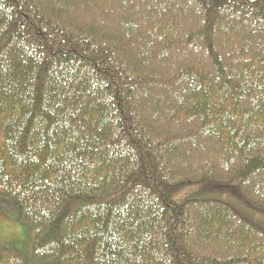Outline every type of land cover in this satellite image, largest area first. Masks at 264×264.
<instances>
[{
	"label": "trees",
	"instance_id": "16d2710c",
	"mask_svg": "<svg viewBox=\"0 0 264 264\" xmlns=\"http://www.w3.org/2000/svg\"><path fill=\"white\" fill-rule=\"evenodd\" d=\"M236 177L263 211L264 0H0V203L25 264H264L232 208L173 200Z\"/></svg>",
	"mask_w": 264,
	"mask_h": 264
},
{
	"label": "rangeland",
	"instance_id": "374dc122",
	"mask_svg": "<svg viewBox=\"0 0 264 264\" xmlns=\"http://www.w3.org/2000/svg\"><path fill=\"white\" fill-rule=\"evenodd\" d=\"M240 177L228 182H206L181 188L173 195L177 204L189 200H217L232 208L246 222L264 233V210H254L238 195ZM27 232L17 220L11 205L0 203V264H25L28 254ZM14 251L16 254H11ZM28 264H37L29 263Z\"/></svg>",
	"mask_w": 264,
	"mask_h": 264
}]
</instances>
